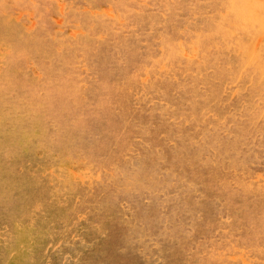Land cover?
<instances>
[{
	"label": "rangeland",
	"instance_id": "obj_1",
	"mask_svg": "<svg viewBox=\"0 0 264 264\" xmlns=\"http://www.w3.org/2000/svg\"><path fill=\"white\" fill-rule=\"evenodd\" d=\"M252 2L0 0V264H264Z\"/></svg>",
	"mask_w": 264,
	"mask_h": 264
},
{
	"label": "clouds",
	"instance_id": "obj_2",
	"mask_svg": "<svg viewBox=\"0 0 264 264\" xmlns=\"http://www.w3.org/2000/svg\"><path fill=\"white\" fill-rule=\"evenodd\" d=\"M253 7L257 10L255 14L250 15L249 24L254 28H264V16L260 13L264 12V0H253ZM14 53L5 46V49L0 52V62H2L5 57L11 58Z\"/></svg>",
	"mask_w": 264,
	"mask_h": 264
},
{
	"label": "bare ground",
	"instance_id": "obj_3",
	"mask_svg": "<svg viewBox=\"0 0 264 264\" xmlns=\"http://www.w3.org/2000/svg\"><path fill=\"white\" fill-rule=\"evenodd\" d=\"M109 225V224H108ZM100 228V227H99Z\"/></svg>",
	"mask_w": 264,
	"mask_h": 264
}]
</instances>
